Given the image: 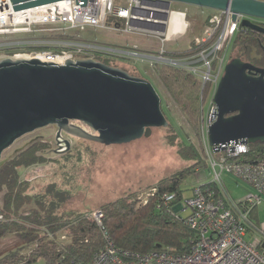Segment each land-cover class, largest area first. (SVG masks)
I'll use <instances>...</instances> for the list:
<instances>
[{"label": "built area", "instance_id": "2783aa9c", "mask_svg": "<svg viewBox=\"0 0 264 264\" xmlns=\"http://www.w3.org/2000/svg\"><path fill=\"white\" fill-rule=\"evenodd\" d=\"M12 1L0 0V53L6 54L0 59L38 60L58 66L78 60L102 63L106 60L115 63L117 58L141 60L147 62L151 70L157 67L183 70L199 79L202 89L206 85L212 87L210 117L203 137L207 166L218 191L203 189V185L195 187L191 198L186 201V208H182L183 211L189 210L186 224L196 235L190 251L180 254L167 249L140 254L120 250L103 224V212L97 210L88 215L99 227L105 247L86 264H264V250L261 248L264 230L256 227L251 216L255 209L264 206V159H242L251 151L248 141L239 140L214 150L208 138V129L214 123L217 111L214 97L227 65L229 46L245 19L253 23L258 19L240 14L234 19L231 10L215 11L205 36L195 40L191 50L172 54L164 48L170 39L167 29L171 5L163 2L123 0L120 5V0H65L16 11ZM86 27L146 35L156 38L163 48L158 53H147L142 52L137 44L113 47L86 41L77 33ZM215 153L221 154L219 160ZM225 175L246 183L253 192L244 201L234 200L226 188ZM156 193L154 188L144 200H138L145 205ZM176 200V194H164L158 208L166 207L178 219L182 218L181 202L170 208ZM250 232L261 236L257 245L246 240ZM67 236L61 239L68 240L69 244L71 237ZM50 239L55 237L50 235Z\"/></svg>", "mask_w": 264, "mask_h": 264}, {"label": "water", "instance_id": "95a60500", "mask_svg": "<svg viewBox=\"0 0 264 264\" xmlns=\"http://www.w3.org/2000/svg\"><path fill=\"white\" fill-rule=\"evenodd\" d=\"M65 0H13L16 11ZM87 1V0H83ZM231 10L264 21L260 0H152ZM242 27L264 35V26L248 19ZM217 111L208 129L214 150L237 142L264 143V68L241 58L229 61L214 97ZM80 122L89 130L74 124ZM49 126L66 151L63 133L105 146L151 136L169 122L154 86L119 68L94 60L69 61L65 66L38 60L0 59V166L3 154L19 139ZM264 250V244L261 245Z\"/></svg>", "mask_w": 264, "mask_h": 264}, {"label": "rangeland", "instance_id": "374dc122", "mask_svg": "<svg viewBox=\"0 0 264 264\" xmlns=\"http://www.w3.org/2000/svg\"><path fill=\"white\" fill-rule=\"evenodd\" d=\"M264 1V0H260ZM123 5V0L118 2ZM215 10L196 5L172 2L170 6L168 35L169 41L164 45L166 51L172 54L184 53L192 49L193 42L205 36L209 27L210 17ZM184 19L186 26L181 21ZM86 41L101 45L123 47L127 44H137L142 52L158 53L163 45L156 38L146 35H128L113 33L107 30L86 27L77 30ZM233 42L227 52V63L237 58L238 49L234 50ZM6 55L0 53V56ZM119 68L131 75L150 82L161 98V107L171 126L152 130L151 136L134 140L125 144L105 146L63 133V138L71 142V149L60 148L56 142L57 128L49 126L39 129L19 139L11 148L4 152L2 162H5L31 145L46 144L43 152L46 162L33 168H20L19 173L28 182L29 194H43L51 185L57 190L67 192V200L61 206V213H86L100 210L103 206L120 198L135 196L144 200L154 187L162 180L183 172L195 165L191 159L182 155L184 147H193L200 154L203 163L193 175L186 177L182 184L183 199L181 209L186 208V201L191 198L193 189L211 183V169L207 166L204 148V133L210 117L209 110L213 97H209L201 106L200 114L194 121L189 119L180 104L165 89L156 72L150 69L147 62L141 60L115 59ZM226 63V64H227ZM74 124L86 128L84 124ZM189 154L191 150H185ZM220 159L221 154L215 153ZM229 195L236 201H244L253 192L249 185L239 179L225 175L223 177ZM141 203V202H140ZM180 211L186 218L189 210ZM259 219L264 225V206L260 207ZM63 231L56 237L59 246L66 245L68 240ZM68 237V236H67ZM261 236L250 232L246 240L257 245ZM32 246H25L17 237L0 236V260L13 252H21L23 256L30 254Z\"/></svg>", "mask_w": 264, "mask_h": 264}, {"label": "trees", "instance_id": "16d2710c", "mask_svg": "<svg viewBox=\"0 0 264 264\" xmlns=\"http://www.w3.org/2000/svg\"><path fill=\"white\" fill-rule=\"evenodd\" d=\"M234 41L237 58L264 68V35L241 27ZM185 53V52H184ZM235 59V58H233ZM231 59V60H233ZM230 60V61H231ZM109 66L119 67L111 61ZM155 72L167 92L180 104L183 112L194 121L200 114L201 106L211 96L212 87L202 89L199 79L192 74L169 67H157ZM165 114V113H164ZM169 126H171L169 124ZM46 144H33L0 166V236L13 235L25 246H32L29 255L13 252L0 260V264H86L105 247V240L97 224L86 213H61L67 192L51 185L43 194H29L28 182L20 175V168H33L44 164ZM189 154L182 155L195 162L186 171L162 180L154 187L157 193L142 204L135 196L123 197L103 206V224L116 247L123 251L146 254L152 251L172 249L185 254L191 249L196 235L186 224L185 218H177L168 208L160 207V197L176 194L174 208L183 199L182 184L187 176L203 161L193 147ZM245 161L264 159V143L251 145V151L242 157ZM203 189L218 191L216 184H204ZM257 209L252 212L253 222L257 220ZM258 221V220H257ZM256 222V221H255ZM66 231L71 241L64 247L58 245L57 234ZM53 235L55 239H50Z\"/></svg>", "mask_w": 264, "mask_h": 264}, {"label": "crops", "instance_id": "0c3cea01", "mask_svg": "<svg viewBox=\"0 0 264 264\" xmlns=\"http://www.w3.org/2000/svg\"><path fill=\"white\" fill-rule=\"evenodd\" d=\"M183 20H184V19H182V21H183ZM182 21H181V23H182ZM184 21H185V20H184ZM185 22H186V21H185ZM134 44H135V43H134ZM154 71H155V70H154ZM262 207H263V206H262ZM259 210H260V208H258V210H257V215H258V216H257V220H258V221L255 220L256 222L254 221V224L256 225V227H258V228L264 230V225H263L262 227H261V225H260V219H259V214H260L259 212H260V211H259Z\"/></svg>", "mask_w": 264, "mask_h": 264}, {"label": "flooded vegetation", "instance_id": "af4514ba", "mask_svg": "<svg viewBox=\"0 0 264 264\" xmlns=\"http://www.w3.org/2000/svg\"><path fill=\"white\" fill-rule=\"evenodd\" d=\"M255 24H258V25L264 26V21L258 19V20L255 21Z\"/></svg>", "mask_w": 264, "mask_h": 264}, {"label": "bare ground", "instance_id": "6f19581e", "mask_svg": "<svg viewBox=\"0 0 264 264\" xmlns=\"http://www.w3.org/2000/svg\"><path fill=\"white\" fill-rule=\"evenodd\" d=\"M182 25L185 26V23L182 22Z\"/></svg>", "mask_w": 264, "mask_h": 264}]
</instances>
